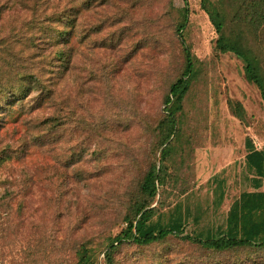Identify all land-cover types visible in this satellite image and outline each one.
Returning <instances> with one entry per match:
<instances>
[{
	"label": "trees",
	"instance_id": "obj_1",
	"mask_svg": "<svg viewBox=\"0 0 264 264\" xmlns=\"http://www.w3.org/2000/svg\"><path fill=\"white\" fill-rule=\"evenodd\" d=\"M125 1L127 9L116 4L110 12L116 0H0V127L13 109L36 113L28 119V134L0 133V163L23 159L32 143L53 160L45 170L36 167L41 170L34 180L25 164L0 180V245L19 233L24 239L17 251L0 252V264H94L99 252L103 264H142V250L170 237L208 251L212 259L194 254L174 260L163 251L145 264H219L216 254L235 250H240L237 264H264V149L248 138L245 163L254 187L263 190L241 192L227 210L224 228L188 234L181 219L153 220L166 160L182 138V107L198 59L184 35L188 1L183 0L184 15L168 34L178 44L176 72L158 96L162 107L141 119L136 90H123L120 82L130 77L129 64L156 69L142 66L145 60L157 63L156 54L146 51L154 32L134 12L141 0ZM199 6L215 32V52H231L242 61L244 78L264 102V0H199ZM229 108L243 119L238 101H229ZM87 149L90 155L84 156ZM82 166L111 173L117 183H109L110 191L120 189V182L128 189L113 221L85 228L81 210L73 212L79 200L68 193L70 179Z\"/></svg>",
	"mask_w": 264,
	"mask_h": 264
},
{
	"label": "rangeland",
	"instance_id": "obj_2",
	"mask_svg": "<svg viewBox=\"0 0 264 264\" xmlns=\"http://www.w3.org/2000/svg\"><path fill=\"white\" fill-rule=\"evenodd\" d=\"M116 1L118 3L110 5V12L116 4L127 9L128 1ZM187 1L188 21L184 35L192 53L198 59V70L182 107V138L172 147L166 160L165 181L158 187V194L152 203L157 206L153 220L157 218V222L164 224L181 219L185 233L204 234L207 228L211 231L217 226L224 228L230 204L242 190L250 188L247 179L250 173L243 160V142L248 138L256 148L264 147V102L257 87L244 78L242 61L231 52H215L216 35L199 6V0ZM90 9L89 12L95 10ZM134 12L142 18V26H148L154 32V40L146 51L148 54H156L157 63L145 60L142 61V66L151 69L152 65H156V69L149 71L129 64L130 77L124 82L122 77L120 83L124 86L123 90L128 87L136 90L135 110L138 109L140 118L145 119L153 107H162L158 96L166 89L167 81L175 74L180 60L178 44L168 34L184 15L183 0H141L135 5ZM93 14H97L96 10ZM70 43L76 48V36L70 37ZM261 44L264 52V41ZM229 101H238L242 105V120L233 115ZM35 114L31 112L25 116L20 110L13 109L4 117L0 127L1 135L15 138L23 131L28 134L32 130L27 125L28 119ZM142 143L143 140L137 147ZM32 144L25 146L23 159H4L0 163V180L12 178L21 164L30 168L34 180L41 170L36 167L41 166L45 170L52 163L49 154L40 152L37 149L38 144ZM84 154L89 156L90 151L87 149ZM96 161L95 164L103 162L104 155H100L99 162ZM74 172L70 179L73 188L68 193L73 201L79 200L73 212L81 210L80 220L83 227H89V222L113 221L117 203L125 200L128 189L122 187L120 182V189L116 192L110 191L109 183L114 185L117 181H111V173L102 169H85L82 166ZM1 190L0 185V192ZM2 221L0 216V222ZM118 229L115 226L111 231L114 233ZM22 236L21 233L13 235L8 245H0V252L7 256L10 249L17 251L24 243ZM163 251L174 260L192 257L194 254L204 256V260L209 262L212 259V254L208 251H198L190 244L170 237L163 243L142 250L138 260L145 264L151 258L156 260ZM239 252L240 250L219 252L215 260L219 264H237L240 259ZM94 264H103L101 252L95 256Z\"/></svg>",
	"mask_w": 264,
	"mask_h": 264
},
{
	"label": "crops",
	"instance_id": "obj_3",
	"mask_svg": "<svg viewBox=\"0 0 264 264\" xmlns=\"http://www.w3.org/2000/svg\"><path fill=\"white\" fill-rule=\"evenodd\" d=\"M243 145H244V148H245V152H244V155H243V160H244V164H245V167L247 168V171L250 173L249 174V176L247 177V179H248V181H249V186H250V188H248V189H246V190H242L241 192H254V191H262L263 190V188L262 187H258V188H255L254 187V183H253V181H252V178H253V171L250 169V168H248L247 167V165H246V163H245V154L247 153V151H248V149H247V141H245V139H244V142H243ZM253 145V144H252ZM254 146V145H253ZM254 148H256L255 146H254ZM256 149H264V147H262V148H256ZM240 192V193H241ZM240 193L238 194V196L234 199V200H236L238 197H239V195H240ZM233 200V201H234ZM232 201V202H233ZM224 225H225V222H224Z\"/></svg>",
	"mask_w": 264,
	"mask_h": 264
}]
</instances>
